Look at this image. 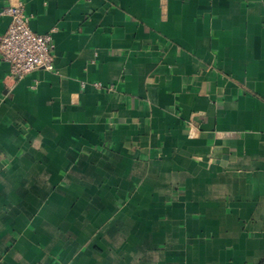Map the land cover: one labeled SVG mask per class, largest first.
Here are the masks:
<instances>
[{
    "label": "crops",
    "instance_id": "crops-1",
    "mask_svg": "<svg viewBox=\"0 0 264 264\" xmlns=\"http://www.w3.org/2000/svg\"><path fill=\"white\" fill-rule=\"evenodd\" d=\"M22 1L55 68L0 61V264H264V0Z\"/></svg>",
    "mask_w": 264,
    "mask_h": 264
},
{
    "label": "built area",
    "instance_id": "built-area-1",
    "mask_svg": "<svg viewBox=\"0 0 264 264\" xmlns=\"http://www.w3.org/2000/svg\"><path fill=\"white\" fill-rule=\"evenodd\" d=\"M1 13L10 17L7 29L0 33V61L10 64V76L21 79L38 68L53 70L55 29L47 33L35 32L22 0L9 4Z\"/></svg>",
    "mask_w": 264,
    "mask_h": 264
}]
</instances>
